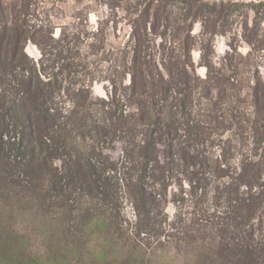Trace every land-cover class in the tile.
I'll list each match as a JSON object with an SVG mask.
<instances>
[{
	"label": "rangeland",
	"instance_id": "obj_1",
	"mask_svg": "<svg viewBox=\"0 0 264 264\" xmlns=\"http://www.w3.org/2000/svg\"><path fill=\"white\" fill-rule=\"evenodd\" d=\"M0 154V264H264V0H0Z\"/></svg>",
	"mask_w": 264,
	"mask_h": 264
},
{
	"label": "trees",
	"instance_id": "obj_2",
	"mask_svg": "<svg viewBox=\"0 0 264 264\" xmlns=\"http://www.w3.org/2000/svg\"><path fill=\"white\" fill-rule=\"evenodd\" d=\"M0 157L2 158V154H0ZM9 166V164L8 163H6L5 164V167H6V169L7 168H10V167H8ZM20 173H21V177L22 178H18V180H17V182L16 181H14V180H10L11 182H12V184L13 183H16V185H18L20 188H24V187H26L27 186V184H32V181H34V182H36V184L34 185V186H40V188L43 190V184L41 183V181L42 180H38V182H37V180H34L33 179V176L31 175V174H27V173H24L23 171H20ZM55 181V180H54ZM53 183V182H52ZM52 185V189H56L55 188V185L54 184H51ZM44 190H46V189H44ZM1 195V194H0ZM143 226H144V228H147L148 227V229H149V227H150V223H147V222H144V224H142ZM138 227L136 228V232L137 233H135L134 234V236L135 237H139L140 236V233L141 232H139L138 230L140 229V226H139V224L137 225ZM153 229V227L151 226V230ZM139 232V233H138ZM147 234V233H146ZM247 257H248V255H247Z\"/></svg>",
	"mask_w": 264,
	"mask_h": 264
}]
</instances>
